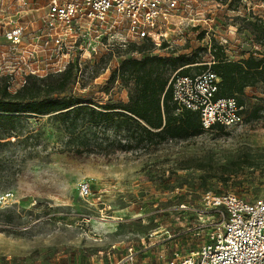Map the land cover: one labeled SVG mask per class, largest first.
Here are the masks:
<instances>
[{
  "label": "rangeland",
  "instance_id": "1",
  "mask_svg": "<svg viewBox=\"0 0 264 264\" xmlns=\"http://www.w3.org/2000/svg\"><path fill=\"white\" fill-rule=\"evenodd\" d=\"M48 2L36 0L35 10L19 19L26 30L19 52L10 51L0 32V82L6 78L12 94L24 82L56 87L61 78L51 73L44 42L35 39L45 31ZM256 22L264 24L261 0H189L187 8L173 13L159 46L130 40L126 26L100 28V40L88 37L73 50L70 60L77 72L60 97L127 103L129 87L120 79L111 83L112 75L123 60L147 54L201 53L207 68L211 55L200 51L213 46L231 58L264 55L261 33L251 26ZM108 35L115 38L111 46ZM28 49L37 52L34 58ZM203 65L191 66V74L206 70ZM32 70L38 76H27ZM244 108L240 127L205 131L152 150L117 147L108 154L105 146L96 147L102 149L95 154L73 153L88 130L80 125L71 136L54 115H24L15 130L2 127L0 193L11 191L14 201L0 208V264H168L175 254L198 252L218 219L205 206L207 194H231L248 202L264 197L263 86L251 90ZM257 108L261 118L247 121ZM107 138L126 143L123 131L115 136L100 129L98 144ZM82 182L91 185L89 199L79 194Z\"/></svg>",
  "mask_w": 264,
  "mask_h": 264
},
{
  "label": "built area",
  "instance_id": "2",
  "mask_svg": "<svg viewBox=\"0 0 264 264\" xmlns=\"http://www.w3.org/2000/svg\"><path fill=\"white\" fill-rule=\"evenodd\" d=\"M14 1L15 4L6 5L0 0L1 37L12 53L24 47L26 30L19 24V19L24 11L32 12L36 6V0ZM188 3L189 0H49L43 16L45 31L35 39L42 40L45 51L50 53L48 66L51 73H63L71 64L76 46L85 44L88 37L98 40L100 28L126 26L130 40L161 45L173 13L181 6L187 8ZM118 17L120 21L116 20ZM114 39L113 35H108L107 46H111ZM27 52L33 58L37 54L35 50L28 49ZM78 66L81 67V62ZM31 75L38 76V73L32 70L27 76ZM220 82V77L211 70V64L191 76L175 74L170 84L177 112L197 113L204 131L242 126L245 108L235 97L217 98ZM79 194L83 199H89L91 185L82 182ZM13 201L11 191L0 193V208ZM204 202L207 210L218 216L206 243L188 257L175 254L168 264H264V197L248 202L231 194H207Z\"/></svg>",
  "mask_w": 264,
  "mask_h": 264
},
{
  "label": "trees",
  "instance_id": "3",
  "mask_svg": "<svg viewBox=\"0 0 264 264\" xmlns=\"http://www.w3.org/2000/svg\"><path fill=\"white\" fill-rule=\"evenodd\" d=\"M251 26L261 33V41H264V24L256 22ZM200 52L210 53L211 70L220 77L217 98L235 97L239 105L244 106L247 88L264 87V55L250 53L247 58L232 61L227 58L225 50L218 46H213L210 52ZM200 54L192 57L147 54L141 59L123 60L112 75L111 83L120 79L129 87L127 103L100 105L72 96L60 97L74 79L77 72L75 64H70L66 71L55 75L61 77L56 87H32L26 84L22 90L12 94L6 78L1 79L0 129L7 127L8 131L15 130L17 120L24 115L42 118L54 115L67 126L71 136L80 125L88 130L84 141L73 151L76 155L95 154L99 151L97 149H102L96 147L103 146L105 151H102L108 154L116 151L117 147L152 150L170 141H187L205 131L197 113L189 110L177 112L170 82L175 74L191 76L193 65L204 64L202 69H207ZM53 94H59L58 98H48ZM261 111V108H257L247 121L261 118ZM100 129L105 135L112 130L115 136L123 131L126 143L107 138L101 145L98 144Z\"/></svg>",
  "mask_w": 264,
  "mask_h": 264
},
{
  "label": "crops",
  "instance_id": "4",
  "mask_svg": "<svg viewBox=\"0 0 264 264\" xmlns=\"http://www.w3.org/2000/svg\"><path fill=\"white\" fill-rule=\"evenodd\" d=\"M226 53H227V52H226ZM226 56H227V58H228L229 60H232V61H240V60H242L243 58H247V57L249 56V54H242V55L239 56V58H238V57H236V58H231V57H229L228 54H226ZM251 90H254V88H247V89L245 90V98H244L245 100H247V97L251 95Z\"/></svg>",
  "mask_w": 264,
  "mask_h": 264
}]
</instances>
